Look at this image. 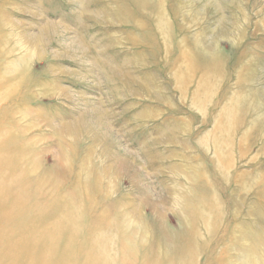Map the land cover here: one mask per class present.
Listing matches in <instances>:
<instances>
[{"label": "rangeland", "instance_id": "374dc122", "mask_svg": "<svg viewBox=\"0 0 264 264\" xmlns=\"http://www.w3.org/2000/svg\"><path fill=\"white\" fill-rule=\"evenodd\" d=\"M0 264H264V0H0Z\"/></svg>", "mask_w": 264, "mask_h": 264}]
</instances>
